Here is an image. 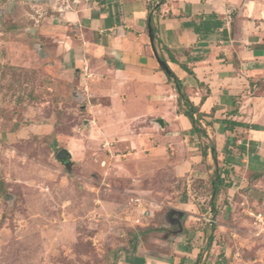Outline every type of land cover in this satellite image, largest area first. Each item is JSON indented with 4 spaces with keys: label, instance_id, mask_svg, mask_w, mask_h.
Returning a JSON list of instances; mask_svg holds the SVG:
<instances>
[{
    "label": "rangeland",
    "instance_id": "rangeland-1",
    "mask_svg": "<svg viewBox=\"0 0 264 264\" xmlns=\"http://www.w3.org/2000/svg\"><path fill=\"white\" fill-rule=\"evenodd\" d=\"M56 2L0 0V264H114L183 209L186 243L219 264H264V171L226 169L213 200L176 91L120 112L60 67L50 37L28 31L67 5ZM63 148L70 170L55 158Z\"/></svg>",
    "mask_w": 264,
    "mask_h": 264
},
{
    "label": "crops",
    "instance_id": "crops-1",
    "mask_svg": "<svg viewBox=\"0 0 264 264\" xmlns=\"http://www.w3.org/2000/svg\"><path fill=\"white\" fill-rule=\"evenodd\" d=\"M66 3L35 28L38 37L52 39L66 73L71 72L72 77L79 74L96 95L121 103L115 107L123 112L144 100H164L165 93L176 91L173 80L158 64L163 58L201 115L197 121L207 137H199L189 120L177 115L183 131L197 142L199 154L204 145L215 146L216 162L209 148L204 159L207 173L213 175L218 168L227 176L226 169H244L246 177L264 171V0ZM210 14H215L222 26L201 38L193 26L208 20ZM148 20L154 30L153 43L148 37ZM110 110L109 106L103 111ZM219 164L223 168L219 169ZM180 202L189 201L180 198ZM211 208L204 213L208 218L203 217L210 228ZM183 212L182 218L186 216ZM179 225L178 230L165 226L162 232L150 228L154 232L148 230L146 237L136 239L132 249L114 264H219L212 252L186 243L189 234L181 220Z\"/></svg>",
    "mask_w": 264,
    "mask_h": 264
},
{
    "label": "trees",
    "instance_id": "trees-1",
    "mask_svg": "<svg viewBox=\"0 0 264 264\" xmlns=\"http://www.w3.org/2000/svg\"><path fill=\"white\" fill-rule=\"evenodd\" d=\"M147 25L152 28V34L154 35L152 22L150 20H148ZM221 26H222V21L215 14H210L208 16V20H202L198 24H194L193 30H194L195 34H197L201 38H203V37L207 36L208 34L216 31ZM164 51L166 52L168 50L164 49ZM160 60L163 61L165 64V61L163 60V58H160ZM167 76L170 79H172L174 82L175 90H176V93L178 95V100H177L178 106L181 107V105H182L186 109V110L182 111L181 114L189 120V122L192 126V131L194 133H196L199 137L206 138L207 136H206L205 131L199 127V124L197 121L198 118L201 117L197 108L195 106H193V104L189 101L187 95L183 91V87L181 86V84L177 80V78L172 73L167 75ZM195 114H197L196 118H194V116H193ZM232 125L241 126L240 124L235 123V122H233ZM208 148L210 149L212 159L214 160V162H216V150H215V146L213 144L211 146L204 145L202 147V150L200 152L201 157L203 159L206 158ZM258 175H255L254 178L255 179L258 178ZM225 177H226V173L223 174L222 172L218 171V168H215L213 171V175L209 178V182H208L209 187H210L209 191H210L211 198L213 200L215 199V197L220 193V191L223 188L229 187V184H226L227 181L225 180ZM212 207L214 208L213 201H212Z\"/></svg>",
    "mask_w": 264,
    "mask_h": 264
},
{
    "label": "water",
    "instance_id": "water-1",
    "mask_svg": "<svg viewBox=\"0 0 264 264\" xmlns=\"http://www.w3.org/2000/svg\"><path fill=\"white\" fill-rule=\"evenodd\" d=\"M29 2H34V3H40V2H43V1H46V2H49L51 3L52 0H27ZM13 2H8L7 4V11L10 10V7L12 6ZM32 31V34H35V29H28V31ZM148 37H149V40H150V43H153V34H152V28L150 26H148ZM38 48H39V55L41 57H43V51H42V46L41 45H38ZM158 64L160 66V68L167 74H171L170 70L168 69V67L166 66V64H164L163 61H161L160 59H158ZM158 125L160 127H163V121L161 119L158 120ZM55 158L60 162L62 163L65 168H67V170H70L71 166H72V162H71V153L63 148V149H60L56 155H55Z\"/></svg>",
    "mask_w": 264,
    "mask_h": 264
},
{
    "label": "flooded vegetation",
    "instance_id": "flooded-vegetation-1",
    "mask_svg": "<svg viewBox=\"0 0 264 264\" xmlns=\"http://www.w3.org/2000/svg\"><path fill=\"white\" fill-rule=\"evenodd\" d=\"M183 214L179 212H170L167 216L169 221V226L171 230H178L180 225L179 222L182 219ZM172 226V227H171Z\"/></svg>",
    "mask_w": 264,
    "mask_h": 264
},
{
    "label": "built area",
    "instance_id": "built-area-1",
    "mask_svg": "<svg viewBox=\"0 0 264 264\" xmlns=\"http://www.w3.org/2000/svg\"><path fill=\"white\" fill-rule=\"evenodd\" d=\"M85 70V69H84ZM194 116V115H193ZM137 201V200H136ZM260 215L256 218L257 220L259 219ZM210 223L213 224L214 221L213 220H210Z\"/></svg>",
    "mask_w": 264,
    "mask_h": 264
}]
</instances>
